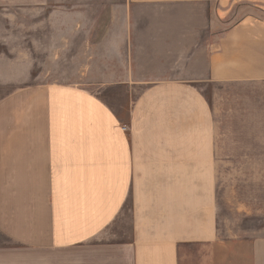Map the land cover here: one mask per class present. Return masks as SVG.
<instances>
[{
  "label": "crops",
  "instance_id": "1",
  "mask_svg": "<svg viewBox=\"0 0 264 264\" xmlns=\"http://www.w3.org/2000/svg\"><path fill=\"white\" fill-rule=\"evenodd\" d=\"M82 3L110 11L102 68L0 98V264H231L203 91L263 92L247 108L264 113V0Z\"/></svg>",
  "mask_w": 264,
  "mask_h": 264
},
{
  "label": "rangeland",
  "instance_id": "2",
  "mask_svg": "<svg viewBox=\"0 0 264 264\" xmlns=\"http://www.w3.org/2000/svg\"><path fill=\"white\" fill-rule=\"evenodd\" d=\"M241 7L235 12L256 11ZM109 12L82 0H0V98L32 85L85 83L103 66L101 19ZM121 92L96 93L119 109L126 98ZM249 92L211 85L203 91L217 127V229L222 242H232L231 264H253L254 244L264 241V144H251L264 140V113L250 115L247 108L249 100L260 104L263 96L256 93L263 92L254 90L255 98L248 99Z\"/></svg>",
  "mask_w": 264,
  "mask_h": 264
}]
</instances>
